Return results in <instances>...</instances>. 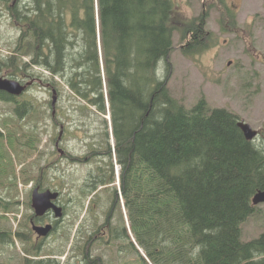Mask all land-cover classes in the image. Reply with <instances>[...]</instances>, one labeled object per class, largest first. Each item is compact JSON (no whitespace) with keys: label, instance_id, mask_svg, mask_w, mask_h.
Instances as JSON below:
<instances>
[{"label":"trees","instance_id":"1","mask_svg":"<svg viewBox=\"0 0 264 264\" xmlns=\"http://www.w3.org/2000/svg\"><path fill=\"white\" fill-rule=\"evenodd\" d=\"M23 1L0 0L21 32L14 54L7 58L29 56L24 62L29 78L37 76L35 67L48 71L55 85L60 77L84 100L81 112L85 104L103 114L111 112L121 183L106 189V201L115 194L120 208L124 202L129 227H113L114 215L105 206L111 216L107 240L131 237L127 241L135 246V237L155 264H264V232L242 240V224L257 208L253 197L264 190V149L246 138L235 112L211 107L204 97L187 108L172 96L174 0ZM206 14L184 27L183 39L190 36L185 53L203 45ZM17 98L0 91V99L17 103L15 111L22 116L32 105ZM5 135L14 144L21 141L18 133L0 126V140ZM32 138L29 146L34 149ZM109 150L107 156H112ZM107 166L85 182L80 197L92 193L96 198L99 185L115 182V168ZM36 187L43 188L41 182ZM43 218L34 213L30 223ZM101 227L107 230L103 224L93 233L85 231L78 245L82 264H105L93 254ZM32 235V225L16 232L1 230L0 243H27ZM197 244L203 249L192 257ZM23 252L16 264H60L54 257L37 258L39 252L26 245Z\"/></svg>","mask_w":264,"mask_h":264},{"label":"rangeland","instance_id":"2","mask_svg":"<svg viewBox=\"0 0 264 264\" xmlns=\"http://www.w3.org/2000/svg\"><path fill=\"white\" fill-rule=\"evenodd\" d=\"M224 2L174 0L177 30L173 38L175 49L171 56L173 70L169 89L172 96L187 108H192L204 97L211 107H224L235 112L240 120L244 119L259 130L255 142L264 149V8H260L264 0H245V7L232 14L233 21L222 7L227 5ZM204 12L207 14L203 45L185 53L184 47L190 36L184 40L182 31L187 24L200 19ZM20 34L19 23L11 16L7 5L0 2V58L3 60L0 76L17 79L23 84L34 81L22 95L17 96L19 102L32 105L22 116L15 111L17 103L0 99V126L18 133L21 138V141L16 140V144L8 135L0 140V216L6 214V218L0 217V231L11 229L16 232L31 227L30 219L34 214L32 193L38 182H41L42 189L60 192L59 204L65 205L66 213L61 219H55L53 214L46 217L47 222L57 227L46 238L37 240L33 233L27 243L17 239L10 243L2 241L0 263L16 264L23 258L26 245L33 253L39 252L37 258L54 257L60 260V264H82L78 245L82 244L86 230L93 233L96 226L105 220L109 191L106 189L111 190V187L121 183V165L117 161L111 112L108 110L107 114H103L86 104V110L81 112L79 108L84 100L64 86L60 77L55 78V85L50 73L40 67L34 68L37 76L29 78V65H24V62H29V56H24L23 60L8 59L14 54ZM162 62L159 63L160 74L164 72ZM47 86L57 91L54 106L60 110L59 117L66 121L68 134L71 135L67 145L72 155L84 156L89 151L81 146L78 136L81 131L77 128L84 125L81 129L82 133H86L93 123L94 148L101 152L100 149H104L107 143L112 148V156L97 154L87 162L75 160L74 164L59 160L57 152L52 150L53 146L47 143L48 140L54 141L51 134L59 133V128L52 127L51 121L48 123L52 113L48 101L52 100L54 93L50 94ZM106 132L109 133V141L104 136ZM30 136L36 140L34 149L29 146ZM111 163L115 168V182L103 188L96 198L92 199V193L80 197L85 182L101 167L107 170V165ZM64 168L67 171L63 174ZM90 199L92 208L88 211ZM9 201L11 204L6 208L4 204ZM14 201L19 203H12ZM122 204L112 218L113 227H129L126 206L124 202ZM256 207L255 213L242 224L244 241L257 238L264 232V203ZM107 239L108 236L93 246V254L102 256L105 264H155L135 237L132 239L136 247L127 241L131 237Z\"/></svg>","mask_w":264,"mask_h":264},{"label":"flooded vegetation","instance_id":"3","mask_svg":"<svg viewBox=\"0 0 264 264\" xmlns=\"http://www.w3.org/2000/svg\"><path fill=\"white\" fill-rule=\"evenodd\" d=\"M224 1H225L224 3H226L227 5H224L222 7L226 11H228V17L230 19H231V16H232L233 13H238L239 10H241L242 8L245 7V0H224ZM260 8H264V5L260 6ZM30 81H32L31 84H30V85H32L34 81L33 80H30ZM30 81L26 82L27 86H29V82ZM47 87H48L47 88L48 92L50 94L54 93V88L53 87H50V86H47ZM49 104H50V107L52 109V113H51V118L48 119V123L51 121V123H52L51 126L52 127L59 128V133L51 134V136L54 138V141L48 140L47 143L49 145L53 146L52 150L57 152V156L59 155L58 158H59L60 161L69 162V163L74 164L75 160H77L79 162H81V161L82 162H87L89 159H91L93 156H95L97 154L106 155V156L108 155V152L110 150H109V146L107 145V143L104 145V149H102V148L100 149L101 152H98L96 150V148H94V146H96V144H95L96 137L91 134L92 124H93L92 123L90 128L88 129L89 132L86 131V133H82L81 126H84V125H81V126H79L77 128V129H79L78 130L79 132L81 131L80 134H78L79 142H80L81 146L87 147L89 151H86V155H84V156L74 157L72 155V153H71L72 151L68 148V145H67V142L69 141L71 135L68 134V127H67L66 121L64 119L62 120L59 117L60 116V110L56 109V106H54L53 98H52V100L48 101V105ZM52 130H54V128H52ZM106 140L109 141L108 138H106ZM100 147H101V145H100ZM60 161H59V163H61ZM65 168H70V167L66 166ZM65 168L62 170L63 174L67 171V169H65ZM88 184L92 185V183H88ZM111 184H107V185H102L101 184V185H99L97 191H101V190H103V188H107L108 185H111ZM40 189L43 190L42 188H40ZM97 191H94V193H96ZM58 204H59V201H58ZM61 206L63 207L64 214H65L66 213V207H65V205H62V204H61ZM107 207H108L109 211L111 210L110 212H112L113 215H115V213H117V211L120 210V206H119V204L117 202V199L115 198V194L113 195L112 200L107 202ZM50 214H53V213L50 212L49 214H46L43 219L39 220V222H35V221L34 222L36 224H47L48 222L46 221L47 220L46 217L49 216ZM110 218H111V216H109L108 214L105 213V218H104L105 220L100 225L104 224L106 226L107 230L104 229L103 227H101L102 232L98 233L95 236L96 241L97 240L100 241L99 237H103V235L104 236H108V230L110 231V221H111ZM33 233L36 235V239L40 240V238L37 236V234L34 231H33Z\"/></svg>","mask_w":264,"mask_h":264},{"label":"water","instance_id":"4","mask_svg":"<svg viewBox=\"0 0 264 264\" xmlns=\"http://www.w3.org/2000/svg\"><path fill=\"white\" fill-rule=\"evenodd\" d=\"M231 63V62H230ZM229 63V64H230ZM31 82H29V85ZM27 85L23 84L17 79L0 76V91L9 93L13 96H20L27 90ZM57 91L54 90L53 103L56 102ZM239 127L244 132V135L248 140H255L259 135V130L255 129L249 122L241 119L238 121ZM60 192L57 190H40L39 187H35L32 193V206L34 208L35 215L38 217L45 216L50 212L53 213L55 219H61L64 216V209L58 204ZM264 203V190L257 192L253 197V204L258 205ZM32 229L40 238L48 237L53 231L55 225L52 222L47 224H36L34 220L31 221Z\"/></svg>","mask_w":264,"mask_h":264},{"label":"clouds","instance_id":"5","mask_svg":"<svg viewBox=\"0 0 264 264\" xmlns=\"http://www.w3.org/2000/svg\"><path fill=\"white\" fill-rule=\"evenodd\" d=\"M202 249H203V245L197 244V245L192 249L190 255H191L192 257H196V256H198V255L201 253Z\"/></svg>","mask_w":264,"mask_h":264},{"label":"bare ground","instance_id":"6","mask_svg":"<svg viewBox=\"0 0 264 264\" xmlns=\"http://www.w3.org/2000/svg\"><path fill=\"white\" fill-rule=\"evenodd\" d=\"M122 131V130H121ZM118 237V236H117Z\"/></svg>","mask_w":264,"mask_h":264}]
</instances>
